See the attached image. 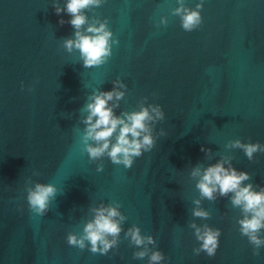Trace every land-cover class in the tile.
<instances>
[{"label": "water", "instance_id": "water-1", "mask_svg": "<svg viewBox=\"0 0 264 264\" xmlns=\"http://www.w3.org/2000/svg\"><path fill=\"white\" fill-rule=\"evenodd\" d=\"M198 2L186 0L191 7ZM176 6V0H105L88 10L90 18L109 19L120 44L107 63L86 68L78 51L63 47L75 30L59 23L71 17L58 15L53 0H0V264H148V257L133 258L137 248L124 237L133 224L155 236L166 264H264V246L253 255L239 232L242 213L231 194L202 202L211 212L207 220L192 216L199 190L190 177L192 166L228 152L234 167L252 174L245 184L264 186V153L250 161L225 147L236 138L264 144V0H204L203 23L192 32L171 14ZM164 15L168 24L157 27ZM117 78L128 87L116 114L148 97L166 114L154 135L161 128L168 135L132 168L104 157L97 171L100 161H90L76 131L85 127L80 109ZM28 177L57 186L43 217L29 210ZM114 201L128 217L118 248L104 255L67 243V234L82 232L92 218V206ZM193 219L221 229L215 256L194 254L200 242L189 227Z\"/></svg>", "mask_w": 264, "mask_h": 264}, {"label": "clouds", "instance_id": "clouds-1", "mask_svg": "<svg viewBox=\"0 0 264 264\" xmlns=\"http://www.w3.org/2000/svg\"><path fill=\"white\" fill-rule=\"evenodd\" d=\"M105 0H66L63 5L60 0H53L55 12L59 15L66 12L71 17L66 21L63 16L59 23H70L74 28V35L63 39V47L67 52H79L83 66L88 68L107 63L113 55V45H119L120 39L114 36L109 26V19L100 16H88V10L97 8ZM178 6L171 9V14L180 18L181 27L186 32L198 29L203 23L202 9L204 0H199L195 7H191L186 0H176ZM167 15L161 16L157 27L167 25ZM114 87L110 91L96 88L88 97V102L80 109L86 112L82 123L85 125L80 134L82 151L86 152L90 161H100L97 171L104 170L103 158L108 157L113 164L123 165L130 169L135 159L145 152H151L157 145L158 137L168 135L166 129L161 128L154 135L157 123L166 119L165 111L160 104L147 103L148 97L139 101L135 110H123L119 115L116 109L120 108L121 100L126 96L127 84L120 78L113 81ZM34 86H29L32 91ZM226 149H240L248 160L255 159L257 152L264 153V144L244 142L240 138L231 139L225 145ZM201 151L211 159L213 152L210 148L201 146ZM234 156L225 152L214 163L205 166L202 162L192 166L190 177L195 179L199 196L193 200L195 205L191 214L193 217L207 220L211 212L202 207L206 199L216 201L218 197H229L234 208L241 210V217L237 223L239 232L248 238L253 246V255L259 256L264 246V186H255L245 181L252 179L248 171L238 170L233 165ZM34 175H40L39 170ZM27 202L29 210L43 217L55 200L58 189L54 183L35 181L32 177L27 180ZM92 218L88 219L82 232H69L66 240L70 246L83 250L89 248L92 253L108 254L113 248H118L123 224L128 219L121 211V202H101L90 208ZM189 227L194 229V235L199 241V247L193 249L194 254L206 253L209 257L216 255L221 229L208 223L199 224L193 219ZM124 237L137 250L133 253L134 259L148 257V264H166L165 253L155 247L157 240L154 235L144 234L138 224H133L124 232Z\"/></svg>", "mask_w": 264, "mask_h": 264}]
</instances>
